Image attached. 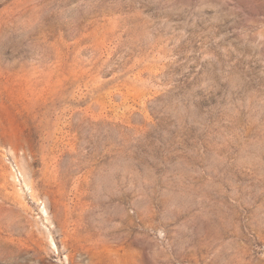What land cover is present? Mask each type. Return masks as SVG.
Segmentation results:
<instances>
[{
    "label": "rangeland",
    "instance_id": "1",
    "mask_svg": "<svg viewBox=\"0 0 264 264\" xmlns=\"http://www.w3.org/2000/svg\"><path fill=\"white\" fill-rule=\"evenodd\" d=\"M0 264H264V0H0Z\"/></svg>",
    "mask_w": 264,
    "mask_h": 264
},
{
    "label": "built area",
    "instance_id": "2",
    "mask_svg": "<svg viewBox=\"0 0 264 264\" xmlns=\"http://www.w3.org/2000/svg\"><path fill=\"white\" fill-rule=\"evenodd\" d=\"M9 164H10V167H11V169L13 171L14 177L16 179H19V177H21V173H20V170H19L17 164L14 163V162L13 163H9Z\"/></svg>",
    "mask_w": 264,
    "mask_h": 264
}]
</instances>
